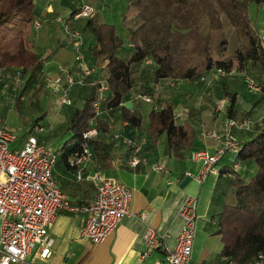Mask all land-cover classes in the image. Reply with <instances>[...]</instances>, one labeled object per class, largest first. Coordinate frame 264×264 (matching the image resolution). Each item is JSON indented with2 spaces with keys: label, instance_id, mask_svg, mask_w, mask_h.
<instances>
[{
  "label": "crops",
  "instance_id": "1",
  "mask_svg": "<svg viewBox=\"0 0 264 264\" xmlns=\"http://www.w3.org/2000/svg\"><path fill=\"white\" fill-rule=\"evenodd\" d=\"M33 2L34 18L28 39L32 43V49L44 58V64L39 75L41 74L42 77L50 74L56 75L60 69L66 70L75 67L74 49L66 29L76 28L81 31L82 35L85 34L83 35L82 49L88 64L94 67L96 66L94 64L99 65L95 67L99 77V70H105V63L102 58L96 57L88 51L92 34L86 26V22L93 15L87 19L75 18L74 16L69 20L70 13L78 10L85 3L84 0H33ZM97 2L104 13V20L109 19V14L114 15V12L109 11L111 8L104 5L109 1L97 0ZM34 21L39 22L38 28L34 27ZM251 21L258 32L264 31V22H261V20L255 21L252 18ZM101 22L103 21L100 20L99 23ZM82 23L81 30L80 25ZM116 33L120 35L121 31L118 32L116 29ZM125 34L120 36L124 38ZM127 43L124 41L116 50L117 56L125 60L132 54L131 44ZM177 56L179 57L181 54H173L166 61L169 68H175L171 63V59L177 60L175 58ZM187 61L188 58L184 62ZM146 64H151V62ZM186 69L189 75L193 76L201 73L206 68L199 70L195 65L188 64ZM213 69L207 68V75L212 76ZM259 76L264 81V75ZM201 77L204 76H200L199 79L178 77L172 70H168L164 76L156 80L152 89H150V87L143 86L140 73L137 74V77L132 73V86L122 98L121 104L116 107L105 105L109 99V91H106L105 98L100 103V105L104 104L105 106L102 110L100 109L101 114L98 118L106 121L110 115L116 119L117 116L115 115L117 114L119 118L117 119L121 120L122 124L118 129L122 133L137 139H145V143L138 154L140 163L135 168H130L126 164L125 159L133 155L128 147L120 145L111 149L107 146L113 158L112 167L99 169L93 158V161L87 165L86 177L81 181H77L74 171L59 161L61 145L56 146L54 149L47 145L52 149L56 158L53 174L61 191L70 203L84 204L92 201L95 181L90 176L98 174L101 178L122 182L131 190L132 198L129 203V214L119 222L115 230L104 241L94 243L80 237V230L85 221L86 213H74L62 209L48 226L51 239L49 256L46 258L39 257V247L36 245L22 264H151L153 261L160 259L161 252L153 251L149 256L141 258L140 254L144 247L143 235L146 228L153 227L161 232H168L170 237H167L164 243L166 246L171 247L181 227V221L176 216L177 210L187 195L198 196L197 224L191 256L192 264H234L221 254V236L217 234V215L221 207L224 204H233L236 200L235 189L232 185L233 176L229 173H221L217 177H210L200 183L195 175L198 173L201 164L199 161L191 160L189 154L192 150L198 148H206L210 152L215 151L219 142L217 140L222 138L220 122L227 117V114L226 109L218 112L214 108V102L218 99L228 102L224 90L227 89L229 92L236 93L237 102L233 117L243 116V111L246 110L249 115L260 118V120L255 119L256 126L253 131H233L240 141L251 138L260 127L264 126V113L262 115V111L258 108L260 101H256L261 99L260 95L256 97L254 94L253 102L250 98L247 99L244 94L230 87H211L208 83L204 84ZM0 87H10V85L5 86L0 83ZM88 89L87 86L74 88L71 92L72 102L68 106L73 104L74 99H78L77 104L79 103V105L77 107H80ZM0 91H3V89ZM143 95L149 96L150 101H142ZM127 102L131 103V108L135 112H140V128H130L128 124H124L125 121L121 118V106ZM162 102L171 103L176 122L188 121L194 130L193 145L184 159L175 158L168 154L164 133L153 140L152 135L147 130L150 111L159 107ZM1 106L2 102L0 103V118L3 121L2 113L4 112ZM8 110L7 108L6 111ZM207 131H213L216 138H203V134ZM17 133L19 141H22L25 133ZM44 133L45 131L37 135L39 143L44 138ZM68 136H70V133L66 132V138ZM118 155H121L124 160H117L116 156ZM233 158L232 154H225L218 162V169L231 168ZM158 161L166 163L169 168L167 175L152 170V163ZM238 165L237 172L248 180L255 171V165L251 161L239 162ZM185 172H188V174L185 175ZM186 176H190L191 180L181 187L180 184ZM92 185L94 191L92 194L86 195L87 200L78 201L75 196H79L78 194L85 187ZM141 214H143V217L140 216Z\"/></svg>",
  "mask_w": 264,
  "mask_h": 264
},
{
  "label": "trees",
  "instance_id": "2",
  "mask_svg": "<svg viewBox=\"0 0 264 264\" xmlns=\"http://www.w3.org/2000/svg\"><path fill=\"white\" fill-rule=\"evenodd\" d=\"M124 1L127 9L133 11L132 21L128 24L123 15L126 33L124 38L116 33L112 23H99L93 16L86 22L92 34L88 51L102 58L105 70L104 77L98 78L89 87L81 106L75 108L69 118L67 132L70 136L62 142L59 149V161L66 167H69L67 156L81 148L82 132L89 128L90 120L95 116L94 102L97 99L99 80H105L108 87L107 105L119 106L132 86L131 66L144 62L146 58L150 59V62L158 65L155 72V79L158 80L164 76L159 71L161 66L179 47L184 30L202 26L208 17V10L202 0ZM250 1L252 0H213L216 12L230 28L237 46L229 58L211 61L208 57V68H222L229 73L235 69L245 70L251 65L258 67L259 73L264 75V45L259 43L258 30L248 14ZM253 1L259 4L264 0ZM33 9V0H0V70L20 69L28 75L27 81L39 74L44 64V58L32 49V43L28 39L34 18ZM78 10L70 13L69 20ZM124 41L132 47V54L127 60L116 54ZM261 89L264 91V85ZM223 92L228 100L227 117H233L236 93L227 89ZM19 105L20 97L15 101V108L19 109ZM121 118L130 128L141 127V114L133 108L127 109L122 105ZM96 125L100 131L107 129L103 119L96 118ZM147 130L153 140L164 133L167 152L175 158H186L193 145V128L188 121L176 122L169 102H162L159 107L150 111ZM87 144L93 151L99 169L112 167V155L102 138L94 137ZM245 161H251L255 165V171L248 180L237 172L239 162ZM234 164L238 166L236 170ZM220 173L233 176L236 199L233 204H224L217 215V234L221 236L222 242L221 254L231 263L246 264L258 252L264 253V127L251 138L240 141L231 168H223Z\"/></svg>",
  "mask_w": 264,
  "mask_h": 264
},
{
  "label": "built area",
  "instance_id": "3",
  "mask_svg": "<svg viewBox=\"0 0 264 264\" xmlns=\"http://www.w3.org/2000/svg\"><path fill=\"white\" fill-rule=\"evenodd\" d=\"M93 9L82 5L75 18L87 19ZM35 28L39 22L34 21ZM74 49L75 67L60 69L58 74L45 76V85L57 96L60 104L70 105L71 92L74 88L90 87L95 84L96 68L87 63L82 49L83 35L79 29H66ZM258 40L264 45V31L258 32ZM150 63V59H145ZM226 72L222 68H214L213 75L223 76ZM203 80L204 77H201ZM243 81L251 89L258 90L253 79L244 75ZM108 90L105 80H99L96 88L97 99L94 102L95 116L90 120V126L82 132L83 144L81 148L67 156L66 162L74 171L77 181L86 176L87 165L93 161L94 155L87 141L100 137L111 149L115 146H126L132 156L125 159L130 168L140 163V153L145 139H137L114 129L113 118L106 120L107 129L100 131L96 125L99 116V106ZM150 101L149 96H142ZM264 106V102H263ZM214 108L220 112L226 109V102H215ZM126 125L127 122L125 121ZM256 121L250 117L237 119L226 117L220 122L222 140L218 139L215 151L206 148L194 149L189 158L199 161L201 166L195 178L202 183L210 177L219 176V160L227 153L237 154L240 141L234 130L253 131ZM264 127V126H262ZM44 131L41 122H35L32 130L25 133L24 139L19 141L16 130L11 129L0 121V264H22L34 246H38V255L46 258L51 252V239L48 226L54 221L57 213L62 210L71 212H85L86 218L80 230V237L94 243L104 241L118 226L119 222L129 214V203L132 198L131 190L122 182L101 178L98 174L90 176L95 181V191L91 202L84 204L70 203L61 191L53 174L56 158L52 149L39 143L37 135ZM203 138H216L213 131H207ZM117 160H124L121 155ZM238 168L237 164L233 165ZM153 171L167 175L169 168L164 161L154 162ZM188 172H185L187 175ZM89 177V176H88ZM198 196L187 195L182 200L177 217L181 227L175 236L171 247L165 245L164 240L170 237L168 232H161L153 227H147L143 235L144 247L141 258L149 256L153 251H160L161 257L151 264H192L191 256L193 240L197 224ZM143 217V214L140 215ZM246 264H264V253L258 252L246 261Z\"/></svg>",
  "mask_w": 264,
  "mask_h": 264
},
{
  "label": "rangeland",
  "instance_id": "4",
  "mask_svg": "<svg viewBox=\"0 0 264 264\" xmlns=\"http://www.w3.org/2000/svg\"><path fill=\"white\" fill-rule=\"evenodd\" d=\"M107 1L109 2L104 5L112 9L109 11L114 12L113 16L110 14L108 15L109 19L107 20H104V13L100 9L97 0H84L85 3L83 5L92 7V15L95 21L100 22V20H102L103 22L107 21L108 23L114 24L115 29H117L118 32L121 31L120 35H122L125 33L123 23L124 20L122 21L123 15H125L126 23L128 24L132 21L133 11L127 9L126 2L124 0ZM202 3L208 10L207 19L200 27L184 30V36L179 47L171 54V56H173V54H181L182 57H175L177 60H174V58L171 59V63L175 68H169L168 62H165L159 70L160 74L164 75L168 70H172V72L176 73V76L178 77L181 76L199 79L200 76H204V81H202L204 84L208 83L211 87H230L231 89H235L236 91L244 94L247 99L250 98L253 102L254 97H259L260 95L261 99L259 98L260 100L256 101H260L258 108H260V111H262L261 114L263 115L264 106L261 107V105L264 102V98H262L264 97V91L261 89V86L264 85V81L260 79L259 75L261 74L258 71V67L248 65L245 70L239 71L235 69L223 76L207 75L206 70L208 68V57L211 61L229 58L236 50L237 44L232 37L230 28L216 12L213 0H202ZM99 11H101V13H99ZM248 14L249 17L251 16L250 19L252 18L255 21L261 20V22H264V2L257 4L253 0L250 1L248 4ZM81 27H83V23L80 25V28ZM186 56L188 61L185 63L184 61L187 60ZM188 64L195 65V67L199 70L204 68L206 69L201 73L191 76L188 74V70L186 69ZM94 65L97 67L99 66L98 64ZM157 69L158 66L152 62L151 64L140 62L131 66L133 75H136L137 77V74L140 73L142 76L141 81L143 86L146 88L150 87V89H152L154 83L156 82L155 72ZM99 72V77L98 73L95 75L97 79L104 77V70H99ZM244 75H248L253 79L254 85L259 86L258 90L248 87V85L243 81ZM27 76L28 75L20 69L0 70V83L5 86L10 85V87H0V90L3 89V91H0V103L2 102L1 108H3L4 112L2 113V116L5 120L7 119V121L3 119V122L20 134L26 133L28 130H32V126L35 122H41L45 129V133L43 135L44 138L41 139V143L54 149L56 146H60L66 139L68 121L74 109L79 105V103L77 104L78 99H74L71 106H68L67 104H60L57 96L54 95L44 84L45 81L43 82V80L45 77H42L41 74H37L33 79L27 81ZM49 76L53 77L54 74H50ZM216 83L218 84L216 85ZM18 97H20V105L19 109H16L15 101ZM219 100L223 99H218L216 101ZM142 101H145V99ZM223 101L228 104L226 100ZM107 103L105 104L106 106ZM105 105L102 104L100 105L101 107L99 106V116L101 114L100 109L102 110ZM7 108L9 109L8 111H6ZM115 116L118 118L117 114ZM109 117L112 116L109 115L108 118ZM244 117H250L252 120H260L259 117L256 118L255 116L249 115L246 110L243 111V116L238 117L237 119ZM112 118L114 129L116 131H120L118 128L122 125L121 120L119 121V118ZM220 139L222 140V138ZM93 191V185L87 186L78 194L79 196L75 197L78 201H85L87 200L86 195L92 194Z\"/></svg>",
  "mask_w": 264,
  "mask_h": 264
},
{
  "label": "water",
  "instance_id": "5",
  "mask_svg": "<svg viewBox=\"0 0 264 264\" xmlns=\"http://www.w3.org/2000/svg\"><path fill=\"white\" fill-rule=\"evenodd\" d=\"M125 107H126L127 109H130V108H131V103H130V102H129V103H126V104H125ZM190 180H191V177H190V176H186V177H184V179L182 180L180 186L183 187V186H184L185 184H187Z\"/></svg>",
  "mask_w": 264,
  "mask_h": 264
}]
</instances>
